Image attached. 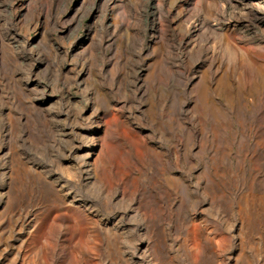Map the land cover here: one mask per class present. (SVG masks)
Returning <instances> with one entry per match:
<instances>
[{"label":"rangeland","instance_id":"rangeland-1","mask_svg":"<svg viewBox=\"0 0 264 264\" xmlns=\"http://www.w3.org/2000/svg\"><path fill=\"white\" fill-rule=\"evenodd\" d=\"M0 264H264V0H0Z\"/></svg>","mask_w":264,"mask_h":264}]
</instances>
